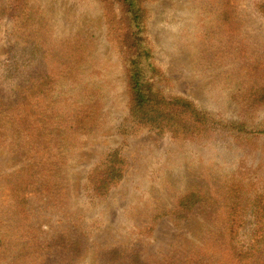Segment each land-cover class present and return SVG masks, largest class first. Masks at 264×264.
<instances>
[{"label": "rangeland", "instance_id": "obj_1", "mask_svg": "<svg viewBox=\"0 0 264 264\" xmlns=\"http://www.w3.org/2000/svg\"><path fill=\"white\" fill-rule=\"evenodd\" d=\"M121 5L0 0V61L12 56L18 41L23 50L22 42L35 40L44 52L59 48L61 40H77L86 58L84 81L99 89L103 105L98 122L80 133L73 148L58 149L64 164L50 161L33 172L20 210L15 207L21 197L10 195L23 179L26 161L19 147L26 134L11 130L0 115V264H68L66 251L78 238L85 242L83 264H98L103 251L116 248L124 254L138 250L145 264H210L206 253L222 237L219 202L198 203L183 220L168 214L154 221L155 212L174 207L184 191L208 186L216 176L263 181L255 171L264 175V133L258 132V125L264 128V0L141 2L138 37L161 74L159 89L187 98L216 121H246L252 131L247 140L196 143L124 122L129 107L126 63L118 49L126 32ZM211 25L213 53L199 41ZM54 61L45 70L54 72ZM115 150L125 160L123 178L105 199L90 204L86 177Z\"/></svg>", "mask_w": 264, "mask_h": 264}, {"label": "trees", "instance_id": "obj_2", "mask_svg": "<svg viewBox=\"0 0 264 264\" xmlns=\"http://www.w3.org/2000/svg\"><path fill=\"white\" fill-rule=\"evenodd\" d=\"M114 1L122 4L120 21L126 30L118 47L124 56L127 73L129 116L124 122L131 129L145 130L159 137L169 135L175 140L192 143L239 137L247 140L252 131L246 121H216L187 98L167 95L159 89L161 74L150 61L148 47L138 37L143 30L144 11L140 6L143 0ZM114 28L117 30L118 26L114 24ZM214 33V25L203 31L199 37L203 44L200 48L203 49L205 44L214 50L212 53L216 51L211 42ZM59 42V48L44 47V53L35 40L22 42L23 50L18 47V41L10 48L12 56L4 63L0 61V115L5 116L6 125H11V130L15 127L26 134L19 147L24 150L26 161L23 179L10 195L17 200L21 197L16 210L23 205L24 194L34 180L33 172L50 161L55 165L64 164L58 149L62 144L73 148L80 133L88 132V128L98 122L103 106L99 89L84 81L88 75L81 70L86 66V58L81 53L80 43L71 38ZM49 60L58 63L54 72L45 70ZM258 127V132L264 133V128ZM56 131L59 134H55ZM126 131L124 127L123 132ZM125 167V160L115 150L91 169L86 177L91 186L85 187L90 204L107 197L123 178ZM255 172L262 182L254 181L252 177L245 184L243 177L231 178L230 174H225L211 179L208 186L188 189L178 197L174 207L156 211L153 220L168 214L183 220L196 204L217 201L222 237L221 243L211 249L212 253H206L210 264H264V175ZM84 245L82 238L72 242L66 251L68 264L73 261L84 263ZM123 260L126 264H145L139 258L138 250L124 254L118 248L103 251L97 262L123 264Z\"/></svg>", "mask_w": 264, "mask_h": 264}]
</instances>
